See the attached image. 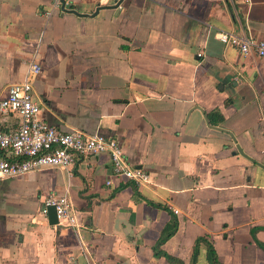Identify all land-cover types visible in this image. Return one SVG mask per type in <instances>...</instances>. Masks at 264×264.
Listing matches in <instances>:
<instances>
[{
  "label": "crops",
  "instance_id": "0c3cea01",
  "mask_svg": "<svg viewBox=\"0 0 264 264\" xmlns=\"http://www.w3.org/2000/svg\"><path fill=\"white\" fill-rule=\"evenodd\" d=\"M53 1L0 0V100L37 63L40 119L117 140L149 182L115 175L108 155L0 179V264H171L157 255L169 227L160 249L183 264H210L205 243L192 258L199 239L219 264H264V168L250 160L264 166V59L217 36L264 40V0H68L89 16ZM50 194L78 228L49 225Z\"/></svg>",
  "mask_w": 264,
  "mask_h": 264
},
{
  "label": "built area",
  "instance_id": "2783aa9c",
  "mask_svg": "<svg viewBox=\"0 0 264 264\" xmlns=\"http://www.w3.org/2000/svg\"><path fill=\"white\" fill-rule=\"evenodd\" d=\"M66 2L68 4V0ZM217 36L221 43L238 49L241 54L255 53L264 59V40L239 37L223 31L218 32ZM40 72L41 67L33 62L25 79L11 85L7 96L0 100V118L12 114L19 119L17 129L9 132L0 129V179L16 178L50 168L70 169L80 157L108 155L115 175L130 180L137 188L147 184L148 174L130 165L117 140L82 131L63 132L40 119L41 106L34 100L33 91L34 79ZM50 206L56 209V227H79L68 196L48 195L41 211L46 219Z\"/></svg>",
  "mask_w": 264,
  "mask_h": 264
},
{
  "label": "trees",
  "instance_id": "16d2710c",
  "mask_svg": "<svg viewBox=\"0 0 264 264\" xmlns=\"http://www.w3.org/2000/svg\"><path fill=\"white\" fill-rule=\"evenodd\" d=\"M172 229L173 228H171V227L167 228V230L165 232L166 235L162 236L160 238V240L158 241V243H157V251H158L157 255L166 257L171 264H183L179 259H176V258L168 255L167 253L163 252L160 249L161 245L165 242V240L169 237V235H171L172 232L174 231ZM202 243H205L207 245L210 264H219V261L217 259V254H216V251H215L213 245L210 242L206 241L205 239H199L197 241V243L194 247V250H193V255H192L193 260L197 258L198 254H199L200 245Z\"/></svg>",
  "mask_w": 264,
  "mask_h": 264
},
{
  "label": "water",
  "instance_id": "95a60500",
  "mask_svg": "<svg viewBox=\"0 0 264 264\" xmlns=\"http://www.w3.org/2000/svg\"><path fill=\"white\" fill-rule=\"evenodd\" d=\"M122 1L118 2L115 7H118L120 5ZM53 4L54 6L56 7L57 4H60V8L61 10L64 12V13H68V14H75V15H78V16H89V15H83L81 13H79L77 10L75 9H72V8H69L68 7V4L66 2V0H54L53 1ZM109 8H112V7H109ZM99 11V9H97L96 13ZM237 149L239 151V153L247 158H249L247 155H245L243 153V150L241 149L240 146H237ZM250 159V158H249ZM252 160L253 162H255L257 165H259L260 167H263L264 166L256 161H254L253 159H250ZM48 222H49V225L53 226V225H56L58 223V219H57V213H56V209L54 206H50L48 208Z\"/></svg>",
  "mask_w": 264,
  "mask_h": 264
},
{
  "label": "rangeland",
  "instance_id": "374dc122",
  "mask_svg": "<svg viewBox=\"0 0 264 264\" xmlns=\"http://www.w3.org/2000/svg\"><path fill=\"white\" fill-rule=\"evenodd\" d=\"M17 178H19V177L11 178L10 180H12V179L14 180V179H17ZM9 200H10L9 198H5L4 195L0 194V206H5L6 202L9 201Z\"/></svg>",
  "mask_w": 264,
  "mask_h": 264
}]
</instances>
